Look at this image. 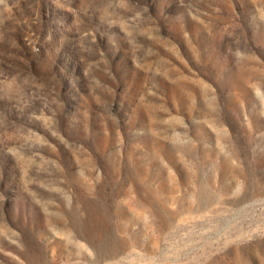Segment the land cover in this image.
Wrapping results in <instances>:
<instances>
[{
  "label": "rangeland",
  "instance_id": "1",
  "mask_svg": "<svg viewBox=\"0 0 264 264\" xmlns=\"http://www.w3.org/2000/svg\"><path fill=\"white\" fill-rule=\"evenodd\" d=\"M0 264H264V0H0Z\"/></svg>",
  "mask_w": 264,
  "mask_h": 264
}]
</instances>
